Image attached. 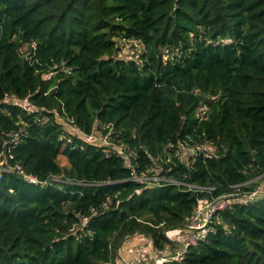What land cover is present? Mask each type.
I'll return each mask as SVG.
<instances>
[{"label":"trees","instance_id":"trees-1","mask_svg":"<svg viewBox=\"0 0 264 264\" xmlns=\"http://www.w3.org/2000/svg\"><path fill=\"white\" fill-rule=\"evenodd\" d=\"M263 174L264 0H0V264H264Z\"/></svg>","mask_w":264,"mask_h":264},{"label":"built area","instance_id":"built-area-1","mask_svg":"<svg viewBox=\"0 0 264 264\" xmlns=\"http://www.w3.org/2000/svg\"><path fill=\"white\" fill-rule=\"evenodd\" d=\"M23 107L26 109L31 110L33 106L29 101H24ZM89 140H93V136H87ZM118 149V150H117ZM117 149L115 148H110L107 150L109 154L111 153H119L123 152V147L117 146ZM201 149V148H199ZM264 175V174H263ZM157 175L154 176V179H157ZM32 181L37 182L39 179L36 178L35 176H29ZM134 179L137 180H146L148 179L147 175H142V176H134ZM159 179V178H158ZM240 184L235 185L234 187H239ZM205 189H212V188H205ZM257 191H254L251 195H255ZM224 197L221 200H215V198L207 200V202L204 204L202 201L198 204V207L196 209V212L192 218V220L189 222L187 227L185 228V231L182 232L179 235V242L181 243V248L177 250L175 253V256L177 258H181L182 254L189 249V247L196 245L201 237L205 234H208L209 231L211 230V227L208 226L210 219L214 216L217 210H223L224 208L229 207L230 202L225 199ZM204 215V216H203ZM147 253L142 252L140 255L137 253V256L142 259ZM171 254V253H170ZM169 254V256H171ZM167 256L157 258L152 260L151 264H163L164 261L170 260L171 258ZM166 258V259H165Z\"/></svg>","mask_w":264,"mask_h":264},{"label":"rangeland","instance_id":"rangeland-1","mask_svg":"<svg viewBox=\"0 0 264 264\" xmlns=\"http://www.w3.org/2000/svg\"><path fill=\"white\" fill-rule=\"evenodd\" d=\"M124 49H125L124 52H128V49H132V46H131L130 44H128V45L125 46ZM97 140H98V142H99L102 146L105 145V146H109V147H110V145H114L113 143H111V141L109 140L108 136H106V135H103V136L98 135V139H97ZM199 146H200V145H199ZM184 154H185V153H183V152L180 153L181 156L184 155ZM185 159H186V158H185ZM61 160H62V162H65V163H66V158H65V157H62ZM157 176H158L157 179L160 178V177H163V176H161V175H157ZM163 179H165V180H170V179L166 178L165 176L163 177ZM260 184L264 185V182H260ZM260 187H261V185H260ZM260 187H259V188H260ZM203 216H204V215H203ZM177 234H179V233H177ZM177 234H175V237H176ZM175 237H174V239H175ZM141 238H143V239L146 240V243H147L149 249L151 248L150 245L153 247L152 242H151V244H150L149 237L143 236V237H141ZM129 240H130V239H129ZM132 241H133V240H130L128 243H125V246L128 248ZM168 245H169V244H166V243H165V248L167 247V250H168V249H170V250H173V249H174L172 245H170L169 247H168ZM132 248H133V249H134L139 255L142 253L140 250H138V249H139L138 246H133ZM165 250H166V249H165ZM168 252H170V251H168ZM151 260H152V258L149 257V256H148V253H147V254L145 255V257H142V259H141V258H140L139 260L130 259L129 264H151Z\"/></svg>","mask_w":264,"mask_h":264},{"label":"crops","instance_id":"crops-1","mask_svg":"<svg viewBox=\"0 0 264 264\" xmlns=\"http://www.w3.org/2000/svg\"><path fill=\"white\" fill-rule=\"evenodd\" d=\"M175 234H177V233H175ZM175 234H174V237H175ZM143 237V236H142ZM176 239L178 238V234L176 235V237H175ZM130 239H133V241L131 242V247H130V252H132V250H133V246H138V250H140L141 252H145V253H148L149 252V250H148V248L146 249L145 247H148V245H147V243H146V240L145 239H143V238H141V236H137V235H135V236H133L132 238H130ZM173 241H176V240H174V238H173ZM129 242V241H128ZM127 242V243H128ZM129 245V246H130ZM123 254L126 256L127 255V252H126V250H127V247L126 246H124L123 248ZM156 250V249H155ZM168 254H170V253H168ZM131 255H132V257H130L128 260H130V259H134L135 260V258L137 257V252L135 251L134 253H131ZM129 257V256H128Z\"/></svg>","mask_w":264,"mask_h":264},{"label":"clouds","instance_id":"clouds-1","mask_svg":"<svg viewBox=\"0 0 264 264\" xmlns=\"http://www.w3.org/2000/svg\"><path fill=\"white\" fill-rule=\"evenodd\" d=\"M107 154H108V152H107ZM36 178H37V177H36ZM179 235H180V234H178V238H177L178 240H179Z\"/></svg>","mask_w":264,"mask_h":264}]
</instances>
